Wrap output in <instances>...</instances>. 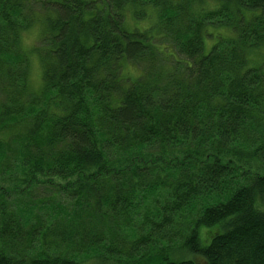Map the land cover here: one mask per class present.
<instances>
[{"label": "trees", "instance_id": "16d2710c", "mask_svg": "<svg viewBox=\"0 0 264 264\" xmlns=\"http://www.w3.org/2000/svg\"><path fill=\"white\" fill-rule=\"evenodd\" d=\"M263 54L264 0H0V264H117L74 255L96 215L126 264H264Z\"/></svg>", "mask_w": 264, "mask_h": 264}, {"label": "rangeland", "instance_id": "374dc122", "mask_svg": "<svg viewBox=\"0 0 264 264\" xmlns=\"http://www.w3.org/2000/svg\"><path fill=\"white\" fill-rule=\"evenodd\" d=\"M128 25L129 26H135L136 22L131 16V14L128 15ZM38 29H35V33L32 35H26L24 39V47L26 48L27 51L30 52V49L32 48L33 45L39 44L40 38H37L36 31ZM216 38H209L205 42V53H208L212 45L215 43ZM31 59L29 60V72H30V86L32 89H37L39 86V82L41 80V69L42 65L44 64L43 62L40 64L39 59L31 55ZM262 61H264V54L255 56L251 58V64L258 66ZM159 73H163V71L157 69ZM40 76V80H39ZM39 80V81H38ZM47 188H43L38 191V195L43 198V200L46 202L45 207L49 210H53V207L51 206L49 193H48ZM67 202V200H66ZM153 208L151 207L152 211ZM141 211H144V208L141 209ZM152 214V212H150ZM97 217H94L93 219L91 218L89 227L81 229V233L78 238H72L74 244V255L77 258L81 257V261H84V257L89 253H91L89 256L91 257L90 260L86 261L85 263H93L96 262L99 257H102V262H107L109 263L110 261H113L114 263L117 264H126L127 261L132 260V257L136 255L137 252L133 250V247L135 246L136 243L131 240L130 233L126 230H124L123 226L119 227H113L108 221L102 220L101 216L96 215ZM44 224L49 225L52 223L53 220H51L49 217L44 216ZM12 222L10 223L13 228H12V233H17L16 235L11 236V238H7V242L10 245H13L10 247L11 250L16 249L19 246H25L26 240L23 239L22 237H19L21 234L25 235L26 237L29 238V235L31 234V229L29 227L20 225L21 223L12 217L11 218ZM183 218L180 222L184 223ZM70 223V221L64 222V226ZM136 224V223H134ZM178 224V222L175 223V226ZM173 233H177V231L185 230L183 229V226L176 227V229H172ZM85 232V234H83ZM202 236L204 234L202 233ZM5 238V236H4ZM5 238V240H6ZM175 240L178 242L180 239L176 238ZM145 250H150V248L146 247ZM175 257H188L187 255L185 256L184 254H178L174 253L173 254ZM97 258V259H95ZM193 259H195L199 264H205V259L200 256V255H193Z\"/></svg>", "mask_w": 264, "mask_h": 264}]
</instances>
